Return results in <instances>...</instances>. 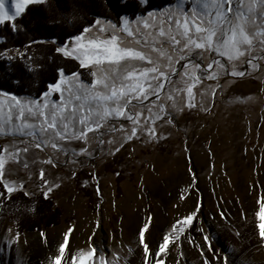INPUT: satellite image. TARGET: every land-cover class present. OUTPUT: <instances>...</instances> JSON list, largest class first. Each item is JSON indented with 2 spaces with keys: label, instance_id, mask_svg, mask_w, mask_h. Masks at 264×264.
Here are the masks:
<instances>
[{
  "label": "rangeland",
  "instance_id": "obj_1",
  "mask_svg": "<svg viewBox=\"0 0 264 264\" xmlns=\"http://www.w3.org/2000/svg\"><path fill=\"white\" fill-rule=\"evenodd\" d=\"M171 4L172 0L163 8L152 11L159 14ZM253 7L258 12L260 5L254 4ZM7 10L14 12L11 0H8ZM123 16L129 18L132 29L137 28L136 17L147 19L146 14ZM119 23L122 25L121 21ZM99 27L104 31H99ZM99 27L93 26L89 33L84 34L85 42L88 39H109L112 29L105 23ZM116 34L122 37L120 46L142 48L153 59L157 58L158 53L152 51V47H159L158 43L136 45L122 31L118 30ZM10 38L11 34L7 33L6 38H0V44ZM157 38L158 34L150 39ZM66 44L70 45L71 41ZM165 48L174 57L173 67L183 73L185 61L176 64V54L167 45ZM6 49L9 51L2 56L4 59L6 56L14 59L17 55L23 58L28 54V51L20 49ZM217 58L226 63V58ZM196 62L202 63V67L207 66L206 62ZM162 63L167 64V61ZM259 63L261 70L258 71L247 63L237 62V70L245 71L246 75H222L219 80L222 89L216 87L215 80L203 79L197 83L193 87L195 108L187 107L186 84L181 82V76L172 75L171 82L165 81L161 92L168 115L153 125L145 108L140 118L142 127L154 128L156 134L165 137L159 140L150 139L148 131H138L139 139L126 141L133 125L123 118L110 119L100 130L104 132L103 144L93 132L87 133V142L77 140L72 138V133H78L83 127L79 124L81 113H77L68 129V138L57 141V150L50 144L38 149L31 136L21 135L16 129L22 123L35 124L37 137L47 140L54 135L53 130L41 135L38 130L40 121L31 117L16 119L18 109L15 103L11 113L9 111L11 94L4 96L0 91V125H4V131L0 132V149L8 150L0 152L8 157L5 176L0 178V192H4V182L17 189L10 199L7 194L0 198V249H3L0 251V264H51L69 229L73 231L62 264H69L70 256H79L93 247L99 250L100 257L113 264H117V260L119 264H128L129 257L130 260L138 257L145 260L139 230L146 223L150 224L145 234L146 241L151 251L157 252L159 244L163 243V235L173 230L177 219L197 209L199 214L193 225L186 226V231L174 245L170 243V251L158 253L155 258L150 255L148 260H166L169 264L175 260L188 264L198 262L201 255L196 245L205 243L204 235H210L217 253L220 252L221 256L227 253L233 260L225 235L236 234L238 224L261 223L256 213L261 198H264V60ZM133 64L139 69L151 67L147 61ZM83 70L86 75L84 78L82 74L81 79L90 83L94 78L87 68ZM108 71L119 87L123 74L116 76ZM208 71H217V68L213 65ZM183 81L191 85L187 76H183ZM78 84L77 81L67 87L75 90ZM213 90L215 96L212 95ZM169 94L172 99H167ZM67 95L65 92V97ZM17 98L25 105L36 99L29 96ZM51 99L59 101V93L53 94ZM174 102L181 111L171 107ZM144 103L152 107L153 112L158 111L150 101ZM104 106L117 105L108 102ZM71 110L69 105L64 115ZM10 114L13 120L7 123ZM168 116L173 119V124L166 123ZM121 143L124 147L116 152ZM59 147H63L68 155L59 151ZM24 148L28 151H18L17 157L11 158V153ZM81 149H87L90 155L80 154ZM50 158L53 164L44 162ZM42 170L45 173L43 180L59 184V187H53L47 198L42 195ZM25 191L31 195L26 196ZM30 208L34 211H29ZM221 212L227 219L221 218ZM76 264H79L78 260ZM87 264H92V261ZM95 264H100L99 257L95 258Z\"/></svg>",
  "mask_w": 264,
  "mask_h": 264
},
{
  "label": "snow or ice",
  "instance_id": "obj_2",
  "mask_svg": "<svg viewBox=\"0 0 264 264\" xmlns=\"http://www.w3.org/2000/svg\"><path fill=\"white\" fill-rule=\"evenodd\" d=\"M14 12L7 10L8 0H0V25L10 22L13 31H19L23 26L17 25L16 21L22 19L24 14L29 10L31 5L44 4L45 0H11ZM122 10L129 7L128 0H117ZM109 9L115 11L112 7V0H107ZM260 5L257 12L253 5ZM135 7L143 9L146 12L147 19L143 16L136 17L137 28L130 27L131 21L127 16H121L117 13L118 21L97 16L93 21H90L86 26H83L77 34L70 36L71 44H60L56 40L52 41H33V43H56L55 52L62 54L65 58H70L78 62L77 67L80 69L87 68L89 74L94 78L90 83L81 79L82 72L76 68L65 69L57 67L53 81L49 83L46 89L40 94V97L30 100L27 105L21 103L16 95H11L9 100V111L11 113L12 105L15 103L18 114L16 119L24 118L25 120L31 117L34 120L40 121L39 132L41 135L48 130H53L54 135L50 140L39 139L36 135V125L22 123L17 132L21 135L31 136L36 141L35 147L41 148L43 145L50 144L54 150L58 149V140L63 141L68 138V129L72 121L79 116V124L83 126L81 130L72 133V138L87 142V133L93 132L99 143L103 144L102 139L104 132L100 131L110 119L123 118L132 123L130 132L126 135V141H131L133 138L139 139L138 131H148L150 139H164L163 135L155 133L154 128H149L147 125L141 126L140 118L147 108L149 119L155 125L157 120L165 119L167 112L161 99V92L164 90L165 81L171 82L172 75L181 76V82L186 84V92L188 97L187 107L195 108L196 104L192 103L194 99L193 87L203 79L217 81L216 87L223 88L219 84L222 75H231L232 77H244L245 71L237 70V62L240 64L247 63L252 69L261 70L259 61L264 60V0H172L170 7L165 8L162 12L149 10L151 8V0H136ZM142 22V26H141ZM102 23L107 24L112 29V34L109 39L98 41L96 39H88L85 42V33H89L93 26L99 27ZM122 31L126 37L134 40L136 45H156L152 47V51L158 53L157 58L153 59L151 55L145 52L142 48L137 49L129 46H120L122 37L117 35V31ZM99 31L103 32L104 28L99 27ZM142 34V35H141ZM155 40L151 37H157ZM165 45L171 48L176 54L175 63L185 61L182 65L183 73L178 72L173 67L174 57L165 48ZM199 50V51H197ZM8 49L0 50V56L7 53ZM226 58V63H222L221 59ZM6 59L11 61L13 57L6 56ZM163 60L167 64L162 63ZM206 62V67H202V63ZM147 61L151 67L136 68L133 62ZM101 65H105L104 68ZM189 65L191 70L189 71ZM216 66L217 71L209 72V69ZM227 65H231L228 68ZM94 69H96L94 71ZM167 69V70H165ZM111 73L116 76L123 74L120 86H116L115 80ZM197 72L200 74L197 75ZM183 76H187L191 81V85L183 81ZM79 82L75 90L67 87L69 84ZM15 83L23 85V78H17ZM65 92L68 95L65 97ZM59 93V101L51 99L53 94ZM4 96H9L10 93L3 92ZM215 90L212 95L215 96ZM202 98H206L205 94H201ZM41 97L43 99H41ZM155 99H151V98ZM167 99H172L169 94ZM135 101L136 103H133ZM150 101L152 105L158 108V111L153 112L152 107H148L144 102ZM160 101V103H157ZM111 102L116 107L104 106ZM2 104V102H0ZM71 105V112L64 115V110ZM95 106V107H94ZM177 112L181 111L178 105L174 102L171 106ZM127 111H126V110ZM205 111L208 109L205 108ZM28 113V116H25ZM13 120L10 114L7 117V123ZM167 124H173V119L168 116ZM15 127V125H13ZM123 128V125H121ZM28 129V131H23ZM86 129V130H85ZM113 130H115L113 126ZM4 131V125H0V132ZM6 134V133H5ZM124 147L121 143L115 149L119 152ZM8 150L0 149V152ZM18 151L27 152L24 148L10 154L12 159L17 157ZM59 151L68 153L63 147H59ZM82 155H90L87 149H81ZM5 155L0 154V178L5 176ZM45 163L53 164L50 158ZM26 168L27 164L24 165ZM41 178L45 173L43 170L40 173ZM42 195L47 198L48 193L53 191V187H59V184H53L43 180ZM4 192H0V198L7 194L11 198V194L17 189L8 182L3 183ZM26 196L31 194L26 192ZM2 202V200H0ZM34 211V209H28ZM199 209L194 210L191 214L186 215L177 221L172 226V231L162 237L163 243L159 244L157 252H152L145 234L148 231L150 224L146 223L139 230L140 245L143 250L145 261L151 255L153 258L165 250H169V245L175 244L179 236L186 231V226L191 227L194 219L198 216ZM222 219H227L223 212L220 213ZM261 223L258 225V233L261 243H264V198L260 200V208L256 213ZM150 219V218H149ZM203 232V229H199ZM73 230L69 229L64 235L63 242L59 245L58 255L52 258L51 264H62V259H65L66 246L69 244V236ZM11 232V229H9ZM42 236L44 234H41ZM240 235L239 232L236 233ZM171 238V239H170ZM19 240V233H16V241ZM204 244H198L196 247L200 249L201 264H228V254L223 256L217 253L216 248L211 243L210 235H204ZM132 251L131 247L129 248ZM3 251V249H0ZM70 251V250H69ZM95 254V256H94ZM100 258V264H113L112 261H107L106 258L100 257L99 250L93 247L90 251L81 252L79 256H70L69 264H87L92 261L95 264V258ZM129 257V262H130ZM117 264L119 261L117 260ZM159 264V261H157Z\"/></svg>",
  "mask_w": 264,
  "mask_h": 264
},
{
  "label": "trees",
  "instance_id": "obj_3",
  "mask_svg": "<svg viewBox=\"0 0 264 264\" xmlns=\"http://www.w3.org/2000/svg\"><path fill=\"white\" fill-rule=\"evenodd\" d=\"M135 2L128 0V9L122 10L117 0H112L115 11L109 9L107 0H45L44 4L29 6L23 18L16 21L17 25L23 26L19 31L13 33L10 22L0 26L1 39L6 38L7 33L11 34L10 39L0 44V50L28 51L23 58L17 55L11 61L0 56V91L16 96L40 97L53 81L57 67L76 68L85 78L86 74L77 67V61L55 52L58 44L33 41L56 40L66 44L70 36L77 34L97 16L119 23L117 13L132 17L146 14L143 9L135 7ZM169 3L171 0H151L149 10L163 8ZM20 77L23 78L22 86L15 83Z\"/></svg>",
  "mask_w": 264,
  "mask_h": 264
},
{
  "label": "bare ground",
  "instance_id": "obj_4",
  "mask_svg": "<svg viewBox=\"0 0 264 264\" xmlns=\"http://www.w3.org/2000/svg\"><path fill=\"white\" fill-rule=\"evenodd\" d=\"M258 225L259 223L256 222H249L248 224L243 223L241 225L238 224L235 228L240 233L239 236L236 234L229 235L228 233L225 235L229 243L232 257L234 258L232 260L228 257V264H264V243H261L260 241ZM218 254L222 255L220 252ZM137 257L138 255L136 258ZM157 261H159V264H169L166 260L145 261L139 260V257L136 260L128 261V264H157ZM173 264L188 263L181 260H175ZM189 264H201V260L198 262H189Z\"/></svg>",
  "mask_w": 264,
  "mask_h": 264
}]
</instances>
